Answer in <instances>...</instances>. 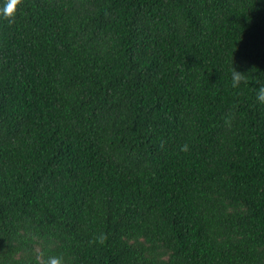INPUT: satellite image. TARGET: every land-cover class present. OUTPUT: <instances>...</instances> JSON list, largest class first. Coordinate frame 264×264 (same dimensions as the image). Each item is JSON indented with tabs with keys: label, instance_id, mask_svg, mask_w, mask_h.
Wrapping results in <instances>:
<instances>
[{
	"label": "trees",
	"instance_id": "trees-1",
	"mask_svg": "<svg viewBox=\"0 0 264 264\" xmlns=\"http://www.w3.org/2000/svg\"><path fill=\"white\" fill-rule=\"evenodd\" d=\"M10 2L0 264H264V0Z\"/></svg>",
	"mask_w": 264,
	"mask_h": 264
},
{
	"label": "clouds",
	"instance_id": "clouds-1",
	"mask_svg": "<svg viewBox=\"0 0 264 264\" xmlns=\"http://www.w3.org/2000/svg\"><path fill=\"white\" fill-rule=\"evenodd\" d=\"M17 0H11V2L5 7L3 10L6 15H12L15 11V3ZM240 71H235L233 73V85L239 83V81L242 79V76L240 75ZM258 98L264 99V87H262L258 92ZM186 147V146H185ZM47 264H64V258L62 255L59 256H51L49 257Z\"/></svg>",
	"mask_w": 264,
	"mask_h": 264
}]
</instances>
